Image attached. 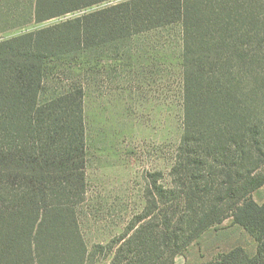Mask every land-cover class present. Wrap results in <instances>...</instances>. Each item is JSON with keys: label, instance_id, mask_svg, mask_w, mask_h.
<instances>
[{"label": "trees", "instance_id": "1", "mask_svg": "<svg viewBox=\"0 0 264 264\" xmlns=\"http://www.w3.org/2000/svg\"><path fill=\"white\" fill-rule=\"evenodd\" d=\"M109 1L28 0L21 20L20 1L0 0V17L25 26ZM173 25L183 43V128L172 165L147 182L127 231L93 251L79 213L87 88L69 72L53 77L50 64L117 58L132 37ZM263 185L264 0H123L0 34V264H95L103 250L110 264H175L195 246L198 264H264V203L253 198ZM229 218L253 250L224 225Z\"/></svg>", "mask_w": 264, "mask_h": 264}, {"label": "rangeland", "instance_id": "2", "mask_svg": "<svg viewBox=\"0 0 264 264\" xmlns=\"http://www.w3.org/2000/svg\"><path fill=\"white\" fill-rule=\"evenodd\" d=\"M18 1L20 19L24 20L28 0ZM121 1L111 0L25 26L15 24L12 15L6 17L9 22L0 17V30H6L0 34L11 37ZM120 50L117 58L50 64L53 77L69 72L81 78L87 88V195L79 213L85 239L93 251L116 241L142 214L147 182L151 183L157 172L167 176L183 128L180 26L134 36ZM253 198L264 203V185ZM232 222L229 218L224 225L242 239V245L253 250L254 239L238 226L231 227ZM199 256L198 247H190L176 257L175 264H198ZM95 259V264H110L112 255L98 251Z\"/></svg>", "mask_w": 264, "mask_h": 264}]
</instances>
